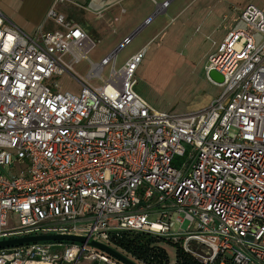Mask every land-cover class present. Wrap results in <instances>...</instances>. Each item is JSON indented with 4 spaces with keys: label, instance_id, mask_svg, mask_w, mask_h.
I'll list each match as a JSON object with an SVG mask.
<instances>
[{
    "label": "built area",
    "instance_id": "1",
    "mask_svg": "<svg viewBox=\"0 0 264 264\" xmlns=\"http://www.w3.org/2000/svg\"><path fill=\"white\" fill-rule=\"evenodd\" d=\"M49 18L62 29L29 35L0 12V240L75 235L122 253L114 241L144 233L200 264H264V9L247 4L209 55L218 98L182 115L136 91L145 48L116 68L139 30L95 65L94 40ZM82 60L86 78L74 71ZM65 74L79 95L51 83ZM0 264L122 263L87 242H43L1 249Z\"/></svg>",
    "mask_w": 264,
    "mask_h": 264
},
{
    "label": "rangeland",
    "instance_id": "2",
    "mask_svg": "<svg viewBox=\"0 0 264 264\" xmlns=\"http://www.w3.org/2000/svg\"><path fill=\"white\" fill-rule=\"evenodd\" d=\"M163 1L153 2L151 15ZM247 4L264 9V0H173L118 52L116 68H121L130 56L145 48L144 59L135 76L136 91L160 111L182 115L205 109L222 92V87L212 84L205 74L208 57L213 51L210 50L234 25ZM53 10L57 14L56 8ZM24 11L25 7L20 10V15ZM94 18V14H90L89 22L95 25L97 36L90 33L89 36L96 45L88 58L97 65L122 44L124 35L130 36L135 30H132L129 15L118 14V21L95 22ZM90 70L87 60L74 67L81 78H86ZM109 73L110 67L107 66L103 77L108 78ZM51 83H58L61 93L79 95L82 90V85L68 74L54 77ZM94 83L97 86L102 84ZM186 163V156L176 157L174 167L181 169ZM9 217V227L18 224L16 215L10 214ZM161 245L174 262L175 247L167 242ZM195 246L191 244L192 248Z\"/></svg>",
    "mask_w": 264,
    "mask_h": 264
},
{
    "label": "crops",
    "instance_id": "3",
    "mask_svg": "<svg viewBox=\"0 0 264 264\" xmlns=\"http://www.w3.org/2000/svg\"><path fill=\"white\" fill-rule=\"evenodd\" d=\"M165 1L167 0L163 2ZM169 1L171 3L173 0ZM91 2H96L97 6L102 9L98 12L90 10L89 4ZM153 2L152 0H0V12L8 22L18 26L25 33L34 35L40 27H43L46 31L62 29L55 23L54 19L49 18V13L56 8L57 14L64 16L65 22L78 26L88 35L90 33L96 37L95 25L89 22L90 14H94L95 22L118 21V14L120 16L129 15L132 21L130 24L132 30H135V32L139 30V33L145 27L144 21L148 17L153 18L157 14L156 11L151 15L154 10ZM24 7L23 16L20 15V10L22 11ZM231 28L220 41L215 43L210 51H215ZM126 37L128 36L124 35L123 40Z\"/></svg>",
    "mask_w": 264,
    "mask_h": 264
},
{
    "label": "trees",
    "instance_id": "4",
    "mask_svg": "<svg viewBox=\"0 0 264 264\" xmlns=\"http://www.w3.org/2000/svg\"><path fill=\"white\" fill-rule=\"evenodd\" d=\"M166 242L163 238L144 233H123L113 245L116 249L122 250L127 257L141 264H200L178 245H173L176 252L174 262H171L167 251L161 245Z\"/></svg>",
    "mask_w": 264,
    "mask_h": 264
},
{
    "label": "water",
    "instance_id": "5",
    "mask_svg": "<svg viewBox=\"0 0 264 264\" xmlns=\"http://www.w3.org/2000/svg\"><path fill=\"white\" fill-rule=\"evenodd\" d=\"M89 9L98 12L102 8L97 6L96 2H91L89 4ZM206 66H209L207 63ZM210 79L217 85L223 83V77L217 73L216 71L210 72ZM43 242H72V243H79L85 244L88 243L89 246L95 248L97 250L103 251L110 257L114 258L115 260L119 261L122 264H137L132 259L128 258L127 256L123 255L122 253L114 250L113 248L106 246L104 244L94 242V241H87L86 237L75 236V235H62V234H51V235H37V236H28V237H18V238H11V239H4L0 240V250L22 246L32 243H43Z\"/></svg>",
    "mask_w": 264,
    "mask_h": 264
},
{
    "label": "flooded vegetation",
    "instance_id": "6",
    "mask_svg": "<svg viewBox=\"0 0 264 264\" xmlns=\"http://www.w3.org/2000/svg\"><path fill=\"white\" fill-rule=\"evenodd\" d=\"M133 260V259H132Z\"/></svg>",
    "mask_w": 264,
    "mask_h": 264
}]
</instances>
